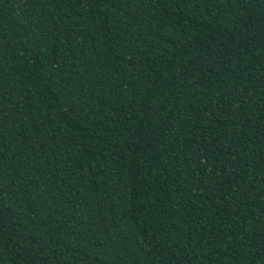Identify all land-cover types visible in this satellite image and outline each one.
Masks as SVG:
<instances>
[{"label": "trees", "instance_id": "1", "mask_svg": "<svg viewBox=\"0 0 264 264\" xmlns=\"http://www.w3.org/2000/svg\"><path fill=\"white\" fill-rule=\"evenodd\" d=\"M0 264H264V0H0Z\"/></svg>", "mask_w": 264, "mask_h": 264}]
</instances>
